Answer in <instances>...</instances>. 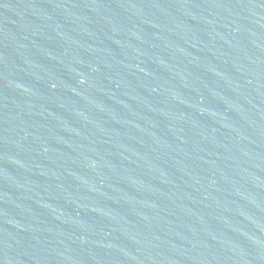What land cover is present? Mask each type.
<instances>
[{"label": "water", "instance_id": "water-1", "mask_svg": "<svg viewBox=\"0 0 264 264\" xmlns=\"http://www.w3.org/2000/svg\"><path fill=\"white\" fill-rule=\"evenodd\" d=\"M0 264H264V0H0Z\"/></svg>", "mask_w": 264, "mask_h": 264}]
</instances>
